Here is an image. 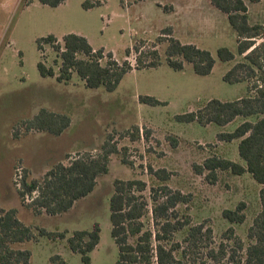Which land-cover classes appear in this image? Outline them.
Here are the masks:
<instances>
[{
    "label": "rangeland",
    "instance_id": "obj_1",
    "mask_svg": "<svg viewBox=\"0 0 264 264\" xmlns=\"http://www.w3.org/2000/svg\"><path fill=\"white\" fill-rule=\"evenodd\" d=\"M88 2L97 5L88 9ZM169 27L183 44L211 52L215 67L210 75H197L191 64L181 71L169 66L164 54L169 37L163 36ZM68 34L84 36L96 50L113 53L118 62L128 59L134 67L136 45L143 43L146 50L159 44L162 65L129 72L114 92L104 87L88 88L77 74L68 84L56 77H43L40 62L59 70L53 48L43 45L41 49L40 41L54 35L62 43ZM263 41L257 40L256 46ZM222 47L229 48L236 60L221 61L218 50ZM240 61L237 34L211 0H66L58 7L45 6L39 0H0V206L17 210L20 220L36 234L40 229L66 233V238L42 236L13 248L30 250L31 264H50L57 254L69 264H83L81 255L69 248L68 239L75 231H91L99 223L101 241L91 253L92 264H116L119 248L110 219L114 182L140 179L148 184L147 197L153 187L161 185L189 196L188 204L178 207L181 215L191 217V226L205 223L213 230L212 249L216 252L223 243L227 253L237 251L235 262L242 260L245 251L238 249L235 239L242 240L245 250L251 244L248 233L261 211V186L250 174L218 171L216 178L210 179L208 171L198 168L213 157L245 165L239 154L240 141H219L218 135L233 133L246 120L239 117L226 127H203L177 118L197 112L213 99L232 102L247 97L250 85L257 84L258 78L238 84L224 80ZM147 96L161 104L140 100ZM42 109L69 116L71 127L61 136L28 132L25 121ZM110 146L117 150L110 157L109 173L101 176L95 192L71 211L58 216L37 215L23 205L15 184L18 166L29 170L31 178L42 179L69 156L70 161L85 153L98 156ZM150 169H165L170 179L163 182ZM241 203L246 205L245 222L226 220L223 212L236 210ZM231 228L233 240L225 238ZM188 229L177 234V242L184 243ZM206 254L200 249L190 257L203 264L208 261ZM228 261L226 257L215 264Z\"/></svg>",
    "mask_w": 264,
    "mask_h": 264
},
{
    "label": "trees",
    "instance_id": "obj_2",
    "mask_svg": "<svg viewBox=\"0 0 264 264\" xmlns=\"http://www.w3.org/2000/svg\"><path fill=\"white\" fill-rule=\"evenodd\" d=\"M39 1L45 6L58 7L66 0ZM211 3L228 17L237 34L238 53L241 57V61L225 75L224 80L230 84L251 83L254 78H258V81L250 85L247 97L232 102L213 99L197 112L177 118L185 123L198 122L203 127L212 124L226 127L239 117L246 120L233 133L218 135L219 141H240L239 154L245 165L213 157L207 159L198 170L208 171L210 179H215L218 171L230 172L235 176L250 174L261 186V211L248 233L251 244L245 250L242 240L235 239L238 249L245 251L244 258L235 262V249L227 253L223 243L218 252L212 249L214 234L211 228H207L205 223L191 226V217L181 215L178 207L188 204L189 196L181 191H173L168 185H161L153 187L151 196L147 197L145 193L148 184L145 181L116 180L110 199L112 236L119 248L116 264H197V259L190 256L200 249L207 253L208 261L203 264L221 263L226 257L229 259L228 264H264V41L256 46L257 40H264V25L251 24L245 0H211ZM95 5L90 2L85 4L88 9ZM173 35L171 27L163 31V36L169 37L164 50L169 66L181 71L187 64H191L197 75H210L215 67L211 52L196 45L183 44ZM164 37H160V40ZM43 45L53 48L56 53L54 64L59 70L57 72L53 66L48 67L40 62L38 68L43 77H56L60 83L68 84L77 74L88 88L104 87L108 92H114L129 72L162 65L159 44L146 50L143 43L136 45V67L128 59L118 62L113 53L106 54L104 49L96 50L86 37L78 34L66 35L62 43L51 35L40 41L41 49ZM127 54L130 57L131 50ZM218 54L223 62L236 60L229 48H220ZM140 100L151 105L161 104L159 100L148 96ZM71 125L69 116L47 109H42L32 120L25 121L28 132H46L54 136H61ZM116 150V146H110L109 151L98 156L85 153L71 161L69 156L65 161L52 166L42 179L31 178L29 170L18 166L15 184L23 205L37 215L58 216L68 213L77 202L95 192L98 179L109 173L110 157ZM124 163L129 164L125 160ZM150 170L163 182L170 179L171 175L165 169ZM245 207V203H241L236 210H225L223 216L231 223L242 224L246 219L243 213ZM186 228L189 229L181 244L176 241V236ZM233 233L234 229H229L225 238L233 240ZM42 236L56 240L59 237L66 238V233L40 229L39 234H36L34 228L20 220L17 210H7L0 206V264H31L32 252L15 249L13 246L38 241ZM100 241L101 225L96 223L91 231H75L68 239V244L74 253L81 255L83 264H92L91 253ZM183 244H187V247H183ZM50 264L69 263L57 254L51 258Z\"/></svg>",
    "mask_w": 264,
    "mask_h": 264
},
{
    "label": "crops",
    "instance_id": "obj_3",
    "mask_svg": "<svg viewBox=\"0 0 264 264\" xmlns=\"http://www.w3.org/2000/svg\"><path fill=\"white\" fill-rule=\"evenodd\" d=\"M249 7L251 24L264 25V0H245Z\"/></svg>",
    "mask_w": 264,
    "mask_h": 264
}]
</instances>
